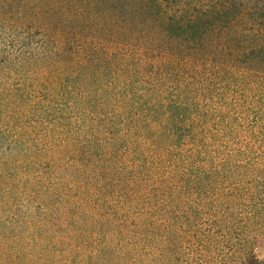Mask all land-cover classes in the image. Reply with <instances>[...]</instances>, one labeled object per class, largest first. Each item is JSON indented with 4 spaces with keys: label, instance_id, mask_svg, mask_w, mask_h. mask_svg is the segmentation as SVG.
Here are the masks:
<instances>
[{
    "label": "rangeland",
    "instance_id": "1",
    "mask_svg": "<svg viewBox=\"0 0 264 264\" xmlns=\"http://www.w3.org/2000/svg\"><path fill=\"white\" fill-rule=\"evenodd\" d=\"M30 4L48 11L0 17ZM37 20L51 44L0 62V264H264V68L182 81L169 126L83 86L63 27Z\"/></svg>",
    "mask_w": 264,
    "mask_h": 264
},
{
    "label": "trees",
    "instance_id": "2",
    "mask_svg": "<svg viewBox=\"0 0 264 264\" xmlns=\"http://www.w3.org/2000/svg\"><path fill=\"white\" fill-rule=\"evenodd\" d=\"M44 2L48 11L30 4L16 18L0 17V62L31 63L25 50L54 40L37 19L55 17L73 57L72 77L85 87L107 79L102 89L116 88L113 95H122L126 106H145L169 126L184 118L182 81L264 68V0Z\"/></svg>",
    "mask_w": 264,
    "mask_h": 264
}]
</instances>
